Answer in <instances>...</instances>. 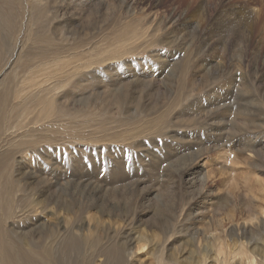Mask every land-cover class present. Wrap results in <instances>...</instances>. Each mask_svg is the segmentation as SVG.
I'll return each mask as SVG.
<instances>
[{
	"label": "rangeland",
	"instance_id": "rangeland-1",
	"mask_svg": "<svg viewBox=\"0 0 264 264\" xmlns=\"http://www.w3.org/2000/svg\"><path fill=\"white\" fill-rule=\"evenodd\" d=\"M0 18L23 264H264V0H0ZM41 82L61 113L35 122L16 97Z\"/></svg>",
	"mask_w": 264,
	"mask_h": 264
},
{
	"label": "bare ground",
	"instance_id": "bare-ground-1",
	"mask_svg": "<svg viewBox=\"0 0 264 264\" xmlns=\"http://www.w3.org/2000/svg\"><path fill=\"white\" fill-rule=\"evenodd\" d=\"M14 28V23L13 21L11 20V18H0V37H2V32L5 33V37H8L10 34V30ZM3 84V83H2ZM33 86L36 88L34 92H30L29 94L25 95V97H21V96H17L16 99H20L23 101V103L25 102L26 105L24 108V110L26 109H30V108H35L37 110V113L36 115L38 116L37 118L35 117H32L33 118V121L35 122H44L46 121L51 115H55V113H61L60 112V109L57 108V105H56V100H54L53 98V95H50L51 94V90L50 88L46 85V82H41L39 84H33ZM11 87V86H10ZM12 89V88H11ZM17 90V89H16ZM4 91V90H3ZM13 91V90H12ZM11 92V91H10ZM5 95L4 96H0V131H1V127L3 126L2 124L7 122L8 121V115H7V111H8V106H9V92L8 91H4ZM13 96V95H12ZM19 101V100H18ZM23 106V105H22ZM39 107L40 110H39ZM205 111V110H204ZM16 112H19V109H18V106H16L15 108L12 109V114L13 113H16ZM32 112H35V111H29L28 114L32 113ZM39 118L42 120H39ZM6 125V124H4ZM221 126V125H220ZM219 126V127H220ZM123 127V126H122ZM6 128V127H5ZM21 127L18 128L16 131H10L11 132V135H8L9 137L7 138L6 142L8 143H15V142H22L21 140L23 139L22 136L20 135H27L28 133L34 131L32 129H30V131H25V132H22V133H19ZM210 129V128H209ZM4 130V128H3ZM12 130V129H11ZM9 131V130H8ZM137 131V130H136ZM135 131V132H136ZM140 131V129H139ZM144 130H142L143 132ZM8 133L4 134L3 133V136H7ZM138 134H141L140 133H137L135 134L134 136H137ZM1 138V137H0ZM5 138V139H6ZM203 138V137H202ZM4 139V138H3ZM208 140V139H207ZM216 140V139H215ZM122 141V140H121ZM209 141V140H208ZM215 143V142H214ZM205 144V143H204ZM22 145V144H21ZM210 145V144H209ZM215 145V144H214ZM244 145V144H243ZM11 146V145H10ZM201 146V144H200ZM12 147V146H11ZM19 147V146H18ZM250 147H253V146H250ZM1 149V147H0ZM247 151V150H246ZM21 153V152H20ZM19 153V154H20ZM23 154V153H22ZM5 157H0V264H23L24 263V260H27L29 262L27 263H30L34 260V258L36 257L35 255H33V252L35 251H32L34 248H38V247H34L32 248L31 247V244L29 243L30 247L32 248L31 250L27 249L26 251L24 250H21L22 249V246L18 243H15V241L13 239L10 238L8 232L6 231V229L4 230L3 228V219L5 217H9L11 216V212H12V207H13V204L11 202V197L9 198H6L8 195H11L9 194L10 193V188H13L15 190L16 195L18 194V191L21 192L19 190V184L18 183V180L16 177H14V179H10V176L13 174H10L9 172V169H7L8 165L6 166V163H7V159L6 158V154H4ZM3 155V156H4ZM6 160V161H5ZM7 167V168H6ZM6 169L7 171L9 172V180L12 181L11 184L9 183V180H7L6 182L3 181V176H5L6 174ZM189 171V170H188ZM8 175V174H7ZM14 175V174H13ZM190 176V175H189ZM256 176V175H255ZM254 176V177H255ZM186 177V176H185ZM253 177V178H254ZM16 178V179H15ZM257 179V178H256ZM254 181V180H252ZM201 182V181H200ZM258 182V181H257ZM261 182V181H260ZM258 182V183H260ZM203 184V183H202ZM21 186V185H20ZM22 188V187H21ZM12 189V190H13ZM7 190L9 191L8 192V195L6 196V192ZM13 190V191H14ZM45 192V191H44ZM22 196V195H21ZM18 197V196H17ZM18 199V198H17ZM54 201V200H53ZM44 202V201H43ZM4 203V204H3ZM52 211V210H51ZM50 211V212H51ZM54 211V210H53ZM52 211V212H53ZM58 211V210H57ZM69 211V210H68ZM21 212V211H20ZM44 212V211H43ZM49 212V213H50ZM17 213V212H16ZM22 213V212H21ZM47 213V212H46ZM56 213V212H55ZM54 213V215H55ZM74 213V212H73ZM19 214V213H17ZM15 214L14 215V218L17 216H20ZM25 214V213H24ZM4 217H3V216ZM23 215V214H22ZM21 215V216H22ZM49 215V214H48ZM20 216V217H21ZM16 217V218H17ZM19 217V218H20ZM54 217V216H53ZM87 217V216H85ZM18 218V219H19ZM42 218V217H41ZM13 219V217H12ZM44 219V218H43ZM54 219V218H53ZM14 220V219H13ZM46 220V219H45ZM48 222V220H46ZM53 221V220H52ZM7 222V221H5ZM10 225V224H9ZM6 226V225H5ZM22 229V228H21ZM49 229V228H48ZM8 230V229H7ZM50 232V231H49ZM20 240V239H19ZM42 240H45V239H42ZM33 241V239H32ZM48 241V240H47ZM27 243V244H28ZM45 244V243H44ZM36 245V244H35ZM37 246V245H36ZM43 248V247H42ZM21 251H24V252H20ZM106 252V251H105ZM108 254V252H107ZM106 253H103V256H105L104 258V263L107 261L108 259V255ZM129 256H131V259H133V255L131 253H129ZM192 256V255H191ZM109 258H110V255H109ZM37 259V258H35ZM36 261V260H34ZM43 262V261H42ZM201 262V261H200ZM253 264V263H252ZM260 264V263H259Z\"/></svg>",
	"mask_w": 264,
	"mask_h": 264
}]
</instances>
